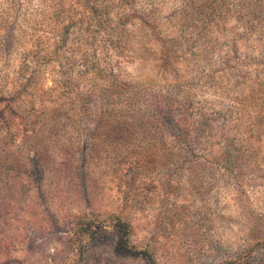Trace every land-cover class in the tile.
Returning a JSON list of instances; mask_svg holds the SVG:
<instances>
[{
  "label": "rangeland",
  "instance_id": "1",
  "mask_svg": "<svg viewBox=\"0 0 264 264\" xmlns=\"http://www.w3.org/2000/svg\"><path fill=\"white\" fill-rule=\"evenodd\" d=\"M258 74L264 0H0V264H264Z\"/></svg>",
  "mask_w": 264,
  "mask_h": 264
},
{
  "label": "trees",
  "instance_id": "2",
  "mask_svg": "<svg viewBox=\"0 0 264 264\" xmlns=\"http://www.w3.org/2000/svg\"><path fill=\"white\" fill-rule=\"evenodd\" d=\"M239 7H236V11H238L237 15H236V20L237 21H243V17L245 16V13L242 9V6L244 7L243 1H241V4H238ZM201 8V7H200ZM214 10L217 11L216 17H218L217 19L220 20L221 18H224L227 14L226 11H224L221 8V5H219L217 8H213ZM196 19L201 20V21H207V19H210L209 14H205L202 17H197ZM249 21V20H248ZM218 23V22H217ZM207 24L202 25V28H206ZM208 30V29H207ZM237 34V37L235 36V34L233 35L232 39H238L239 36L246 34V30H241V31H235ZM176 38H173L170 41H173ZM118 41L116 42H111V44H117ZM179 43V42H178ZM115 46V45H113ZM176 50V49H175ZM239 81V80H237ZM242 83V81H240L238 84ZM248 87V92L247 95L245 96H241L242 101L244 104L255 107L258 109V114H262L264 115V77L260 76L259 74L251 81V83H249Z\"/></svg>",
  "mask_w": 264,
  "mask_h": 264
}]
</instances>
